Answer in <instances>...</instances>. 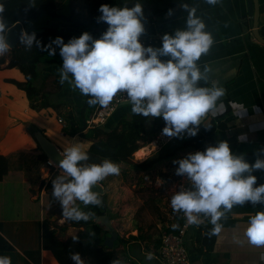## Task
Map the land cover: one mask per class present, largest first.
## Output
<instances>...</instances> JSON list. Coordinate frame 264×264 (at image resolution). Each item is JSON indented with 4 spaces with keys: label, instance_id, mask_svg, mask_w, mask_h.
<instances>
[{
    "label": "crops",
    "instance_id": "crops-1",
    "mask_svg": "<svg viewBox=\"0 0 264 264\" xmlns=\"http://www.w3.org/2000/svg\"><path fill=\"white\" fill-rule=\"evenodd\" d=\"M115 2L116 7L121 8L125 6L131 8L137 3L142 5L145 33L140 38H157L160 42L158 47L162 46L161 37L165 33L174 35L176 30L186 29L188 10H185L183 5L196 9V15L206 26L205 31L210 33L214 40L209 52L197 61L200 71L206 76V79L200 82L209 88L217 85L225 90L224 96L217 101L215 110L201 123L197 135L202 134L214 123L217 128L213 133L215 140L212 146L222 141L223 135L226 138H233L235 146L231 149L232 152L243 155L248 163H254L260 150L264 149V44L254 36V20L250 16L247 0H219L215 5L208 4L206 0H115ZM257 5L258 32L264 39V0H257ZM57 6L60 12L65 11L67 0H58ZM45 19L44 26L52 25L66 33H73L76 38L88 32L94 39H99L108 27L106 23L98 22V19L88 30ZM60 67L62 65H43L39 68L41 76L35 82V86L48 92L50 104L44 109L33 108L27 93L13 82H25V77L19 69L0 67V87L2 80H5L7 93L10 94L9 96L3 94L0 101V110L5 112L8 121L3 131L0 128V155L6 156L10 164L9 174L0 182V252L3 256L11 258V264H34L32 257L35 254L31 253L37 251L41 252L40 264H59L53 253L44 247V221H49L50 217L47 215L45 193L40 191L42 182L47 181L51 171H57L58 167L47 166L49 159L40 148L36 135L41 133L61 153L65 146L71 144H77L87 152L94 143L80 136H70L66 132L69 127L67 113L80 117L85 97L67 82L63 84L62 90L58 89ZM47 82L54 87L57 84V88L47 90ZM131 108L130 103L121 106L110 120L111 128L123 118L131 119L133 114ZM51 114H54V119L48 123L46 119ZM59 118L65 120L64 124L59 123ZM141 119L146 134H142L144 140L140 142V146L147 148L150 142H146L145 139L154 131H162L166 125L163 117L141 115ZM192 138L194 137L185 134L179 140ZM197 151L203 149L183 150L182 158ZM135 153L131 160L136 164L158 155L149 153L145 158L138 160ZM43 155L46 156V161L41 158ZM163 169L167 172V168ZM252 174L257 177L255 186L264 184V170H257ZM135 175L142 179L149 174ZM258 211H264V204L253 206L247 203L244 206H234L231 212L219 221L222 230L213 250L207 252L204 248L202 253L197 251L200 247L195 240L196 228L206 224L207 219L198 227L193 226L185 238L192 264H264V246L249 244L244 235L249 217ZM64 219L59 220L60 226ZM73 229L78 230L75 227ZM139 235L143 236L142 230L134 228L126 235V239ZM68 238L59 237L61 241ZM141 241L142 239L138 238V241L133 243L141 247L143 244ZM130 244L128 243V246ZM136 253L147 256L151 252L142 247Z\"/></svg>",
    "mask_w": 264,
    "mask_h": 264
},
{
    "label": "clouds",
    "instance_id": "clouds-1",
    "mask_svg": "<svg viewBox=\"0 0 264 264\" xmlns=\"http://www.w3.org/2000/svg\"><path fill=\"white\" fill-rule=\"evenodd\" d=\"M206 2L215 5L219 0ZM183 7L188 10L186 29L176 30L174 35L165 33L161 37V47H145L140 41L145 33L142 5L137 3L131 8H121L102 4L98 22H104L108 27L99 39L84 32L67 43L62 37H56L46 46L49 56L56 55L52 44L59 47L63 61L60 84L67 82L82 95L90 97L87 101L90 106L107 107L118 93H122L132 105L133 114L163 117L166 125L162 129L163 135L195 137L225 90L217 85L198 86L206 76L197 61L209 52L214 40L205 31L206 26L196 15V9L188 5ZM4 11L0 4V56L10 49L2 35L6 30ZM20 42L28 49L34 42L40 47L35 33H23ZM61 155L63 159L58 164L61 171L52 180V195L62 206L64 218L87 222L91 214L81 211L76 202L85 206L101 205L93 188L108 176H118L120 167L108 159L100 164L87 163L90 157L77 144L65 146ZM262 156L264 149L250 164L243 155L234 154L227 141H219L216 146L174 160L173 164L179 165L176 175L183 177L189 187L181 185L172 196L173 211L182 212L188 225L199 226L207 219L213 225L209 237L219 235L222 230L219 221L234 206L264 204V184L255 186L257 177L252 174L264 170ZM49 163L53 164L52 161ZM244 235L249 244L264 246V211L249 217ZM73 240L78 242L79 237ZM146 258L152 260L154 255L148 253ZM70 259L74 264H85L78 252L72 253ZM0 264H11V258L0 256ZM112 264H120V261L113 260Z\"/></svg>",
    "mask_w": 264,
    "mask_h": 264
},
{
    "label": "trees",
    "instance_id": "trees-1",
    "mask_svg": "<svg viewBox=\"0 0 264 264\" xmlns=\"http://www.w3.org/2000/svg\"><path fill=\"white\" fill-rule=\"evenodd\" d=\"M58 0H0V4L4 6L3 20L6 24V30L2 34L6 37L8 29L13 27L17 23H22L25 29V32L29 35L35 33L36 40L40 41V47H36L34 42L33 46L28 49L24 43L19 42V44L13 48L9 49L8 53L0 56V67L6 66V68L19 69L24 77L25 82L19 83L13 81L19 88L23 89L30 100V104L33 108L44 109L50 106L48 99V92H45L44 89H38L35 86V82L40 79L39 67L42 64L47 65H62L63 62L57 61L55 59H48L44 62L45 55L48 53L46 46L49 45L56 37H62L64 43H67L71 38H74L70 33L62 31V29L54 26H44L42 28H29L27 25L40 17L48 18L49 20H54L58 23L75 25L82 29L92 28L98 17L101 15L99 8L101 3L99 0H87V12L88 18L85 22H81L75 18L72 14L66 15L64 12H60L57 6ZM74 0H70L72 3ZM107 5L116 6L115 0H108ZM43 30V32H41ZM52 47L56 49V53H59V47L55 44H52ZM158 47V46H157ZM9 57V62L7 59ZM60 78V77H59ZM58 78V79H59ZM60 80V79H59ZM200 87H207L203 82H199ZM64 85L60 84L58 89L62 90ZM85 102L81 111V116H74L72 113L67 117L69 122V127L66 129V132L70 136H80L84 139L92 140L94 143L87 151L88 156L90 157L87 163L100 164L105 159L111 160L112 162L118 164L120 167V173L127 175L128 171H134L137 173L150 174L153 171H157L162 168H169L170 166H178V164H173L174 160L182 159L181 152L183 150L189 149H203V151L208 147L214 145V132L217 128L214 123H212L202 134L195 136L192 139H183L179 140L177 138L175 141L167 145L163 151L159 152L154 158L149 159L141 164H134L131 162V158L135 153L136 159L140 160L148 156L150 153L149 150L141 148L140 142L144 140L142 134H146L141 115L132 114L131 119H121L117 122V125L111 128L109 122L106 124V127L111 131L109 133L104 132L100 127L89 128L87 122L91 120L93 115L96 113L97 109L100 108V105L90 106L88 104V99L90 97L84 96ZM41 101L39 104L38 101ZM138 118V119H137ZM158 131H154L153 134L148 136L145 140L150 142L153 140ZM205 136L207 138H205ZM222 141H227L230 145V148L233 149L235 146V141L233 138H226L224 135L221 137ZM141 148V149H140ZM45 161L46 156H41ZM10 171L9 159L6 156L0 155V182L4 181ZM60 172L51 171L50 178L42 182L40 191L45 193V205L48 206V216H55L56 209L60 207L59 201H57L53 195V184L54 180ZM162 178L164 180L168 179V174L162 173ZM109 177V176H108ZM99 181L103 187L105 186V181L108 178ZM45 191V192H44ZM102 203L99 206L93 205H81L78 206L79 209L85 213H90V218L87 222L81 220L79 222L70 221L65 218L66 223L70 224L72 227L79 229V232L70 236L65 241H61L59 236L55 233V230L52 229L48 221H44V247L45 249L50 250L55 259L59 264H74L70 259L72 253L78 252L81 254V258L85 260V264H112L113 260H119L120 264H153V261L148 260L145 257H140L139 260H134L133 257L127 256L121 257V254L126 251L128 242L122 239L120 236L114 244L113 248H109L105 245L106 238L109 237V232H107L96 220L104 215H108L110 220H115L113 215L109 213V210L106 205V194L98 195ZM41 200V199H39ZM178 221L176 228H168L165 234L177 233L178 228L184 224V220L181 216ZM64 218L63 216L60 218ZM197 226L196 233V243L200 247L199 250L202 253V248L207 251L213 250L217 236L209 237L208 233L211 231L213 225L208 222ZM85 228H91L93 232V239L91 242H86L87 232ZM74 237H79V241L75 242ZM145 238L141 235L138 237H132V240L138 241ZM1 242V241H0ZM155 244V243H154ZM161 245V240H158L155 244L154 256H158L159 247ZM187 246V245H186ZM123 249L122 253L120 249ZM154 251V249L152 250ZM35 256L32 257L34 264H40L41 261V252L37 251ZM29 254V255H31ZM0 256L3 254L0 252ZM144 256V255H143ZM131 257V258H130ZM128 260H127V259ZM127 261H126V260ZM158 261V260H157Z\"/></svg>",
    "mask_w": 264,
    "mask_h": 264
},
{
    "label": "rangeland",
    "instance_id": "rangeland-1",
    "mask_svg": "<svg viewBox=\"0 0 264 264\" xmlns=\"http://www.w3.org/2000/svg\"><path fill=\"white\" fill-rule=\"evenodd\" d=\"M87 3V0H74L72 3L67 0V9L63 12L66 15L73 13L76 19L81 22H85V20L88 18ZM44 23H46L45 17H40L39 19L30 22L27 27L42 28L44 27ZM41 32H43V30ZM70 35L75 37L73 33H70ZM48 59H55L57 61L63 62L59 53H56L54 56H49L47 53L45 55L44 62H46ZM43 65L47 64L44 63L40 65V67ZM47 84V90H51V88H57V84L56 87L52 86L48 82ZM3 94L4 96L10 95L7 93L5 80H2L0 87V101L3 97ZM5 115V112L0 110V128L2 131L8 124ZM69 115L70 114L67 113L66 116L68 117ZM52 119H54V114H51L49 118L46 119V121L49 123ZM56 119L57 117H55V120ZM131 162L136 164L132 160ZM47 166L52 168L48 164ZM178 166H170L168 169H166L167 172H164L163 168L159 169L155 171L158 173H150L149 175H146V177H142V179L139 177V175H135L138 173L134 171H128L127 175L124 173H120L118 176L111 175L106 179L105 186L103 187L101 185L104 188L107 197L106 205L109 213L113 215L115 219V221L113 220L115 231L122 239L124 238L126 242L129 244L132 243L130 246L127 245L125 252L122 253L123 249H120V252L122 253L121 257L125 258L127 255L128 257L131 256L136 260H139L140 257H145L146 259L147 256H143L142 253H136V251L138 249L141 250L142 247H145L147 251L151 253L155 252L156 242L161 240V237L166 233L167 229L177 227L178 221L180 219V213L173 211L170 202L172 196L175 195V185L179 180L183 179V177L176 175V168H178ZM56 167L57 166L54 168ZM58 170L59 172L61 171L59 167ZM161 172L168 174L167 180L162 178ZM81 205L84 204L80 201L76 202V206ZM62 212L63 210L60 212V214L58 213L55 216H49L50 220L48 223L50 224L49 226L55 230V233L63 239L70 237V235H75L77 232H79V229H73L70 224L66 223L65 219L63 220L64 223L60 226L59 218L62 217ZM133 220L135 221L134 223ZM134 228H140L143 232L145 240L141 241V243H143L141 247L136 246L137 244L133 243V241H135L134 239H126V235L131 233ZM85 230V232H87L86 242H91L94 236L93 232L91 228H85ZM151 247L154 249V251H151ZM155 257L156 256H154V259L151 260L153 261V264H161Z\"/></svg>",
    "mask_w": 264,
    "mask_h": 264
},
{
    "label": "built area",
    "instance_id": "built-area-1",
    "mask_svg": "<svg viewBox=\"0 0 264 264\" xmlns=\"http://www.w3.org/2000/svg\"><path fill=\"white\" fill-rule=\"evenodd\" d=\"M101 5L106 4L108 0H99ZM141 43L145 46L157 47L159 45V40L157 38L148 37L140 38ZM165 59V58H161ZM128 102L125 95L118 93L114 97L113 101L107 107H101L97 109L96 113L93 115L90 121L87 122L89 128H96L101 126H106L112 116L116 111L124 104ZM211 112L206 116H210ZM59 123L64 124L63 118H59ZM201 128V125H200ZM199 128V129H200ZM177 138H170L162 134V131L158 132L152 141L147 145V149L151 154H157L163 149L175 141ZM47 164L54 168V164ZM57 168V167H56ZM184 185L185 188L189 187L188 182L183 178L177 182L175 185V194L179 191L180 186ZM182 218L184 224L178 228L177 233L163 234L161 237V245L159 247L158 256L155 257L161 264H192L190 258V252L185 245V238L189 230L195 225H188L186 218L182 213Z\"/></svg>",
    "mask_w": 264,
    "mask_h": 264
},
{
    "label": "water",
    "instance_id": "water-1",
    "mask_svg": "<svg viewBox=\"0 0 264 264\" xmlns=\"http://www.w3.org/2000/svg\"><path fill=\"white\" fill-rule=\"evenodd\" d=\"M247 2L249 6L250 16L254 20V36L260 43L264 44V39L258 32L259 9L257 0H247ZM23 33H25V30L22 23H17L13 27L8 29L5 38L6 42L10 45V49L15 48L19 44ZM128 103L129 102H126L123 105H127ZM100 129L107 133L110 132V129H108L106 126H101ZM36 140L38 141L40 148L47 156V158L58 167L59 161L63 159L59 149L50 141H48L41 133L36 135ZM93 191H95L98 195L104 194V189L99 183L94 186ZM62 210V207H59L56 210V214H60ZM97 223H99L107 232H109V237L106 238L105 245L109 248H113L114 243L118 239L119 235L114 229L112 220H110L108 215H104L97 219Z\"/></svg>",
    "mask_w": 264,
    "mask_h": 264
},
{
    "label": "bare ground",
    "instance_id": "bare-ground-1",
    "mask_svg": "<svg viewBox=\"0 0 264 264\" xmlns=\"http://www.w3.org/2000/svg\"><path fill=\"white\" fill-rule=\"evenodd\" d=\"M54 164V163H53ZM55 165V164H54Z\"/></svg>",
    "mask_w": 264,
    "mask_h": 264
}]
</instances>
